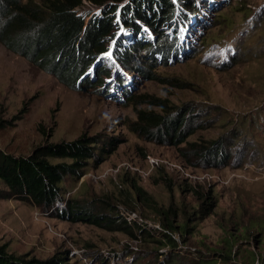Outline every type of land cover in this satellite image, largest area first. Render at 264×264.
<instances>
[{
    "label": "rangeland",
    "instance_id": "obj_1",
    "mask_svg": "<svg viewBox=\"0 0 264 264\" xmlns=\"http://www.w3.org/2000/svg\"><path fill=\"white\" fill-rule=\"evenodd\" d=\"M205 3L175 62L141 79L109 56L114 70L104 79L111 88L102 94L66 86L0 43V153L28 158L95 139L93 157L60 184L59 205H79L88 213L81 218L21 199L0 181L5 255L21 264H264V228L253 227L264 221V0H197L183 6L186 16ZM92 9L86 3L78 12L88 20ZM124 88L143 96L138 109L169 114L171 124L180 112L175 137L185 141L135 130L136 108L122 105ZM200 146L216 148L217 156L197 162L189 148ZM91 214L116 221L98 226ZM117 215L140 228H124ZM167 222L176 230L174 247L156 244L165 243Z\"/></svg>",
    "mask_w": 264,
    "mask_h": 264
},
{
    "label": "trees",
    "instance_id": "obj_2",
    "mask_svg": "<svg viewBox=\"0 0 264 264\" xmlns=\"http://www.w3.org/2000/svg\"><path fill=\"white\" fill-rule=\"evenodd\" d=\"M193 1L177 0L182 6L181 11L177 12L172 0H0V43L42 67L64 85L77 89L94 88L95 92L102 94L105 90L109 92L111 87L103 85L106 83L104 78L114 70L113 61H108L109 57L105 55L109 49L113 50L111 56L116 63L123 69L135 72L141 79L156 78V66L170 65L171 58L175 57L174 62L178 59L176 54L180 52V41L188 44L187 27H190L191 22H202L200 14L204 15V7H207L205 3L198 15L186 19L183 6L191 4L196 7ZM86 3L102 8L88 20L84 13L78 12ZM116 14L120 15V21L115 20ZM143 27L150 30L152 38L145 34ZM170 28L173 30L172 35L167 32ZM119 33L121 36L117 38ZM127 80L126 77H120L119 83L126 87ZM122 92L126 96L122 105H134L136 108L135 130H142L143 134L159 139L167 136L176 143L185 141L179 138L180 134L175 137L176 126L183 120L180 112L174 118L175 123L171 124L169 114L138 109L143 100L140 93L131 95L126 88ZM151 103L158 105L155 101ZM94 142V137H79L61 145H51L44 154H34L28 158H13L0 153V181L21 199H29L44 208L58 205L60 216L64 213L67 217L81 218L80 215L88 213L82 212L79 205H59L63 199L60 197V184L67 173L75 174L77 168L74 165L93 157L91 150ZM189 149L197 162L217 156L216 148L200 146ZM55 158L69 159L74 164L51 163L50 159ZM131 188L137 197L145 200V191L139 185L133 184ZM160 213L167 215V212ZM89 216V221L98 226L103 221H116L110 214ZM117 218L124 228L129 225L140 228L121 215H117ZM258 226L264 228V221L253 223V227ZM161 227L165 243L156 244L176 246L173 235L176 230L172 224L167 222ZM5 262L21 264L19 258L5 255L0 247V264ZM202 263L211 264L206 261Z\"/></svg>",
    "mask_w": 264,
    "mask_h": 264
}]
</instances>
